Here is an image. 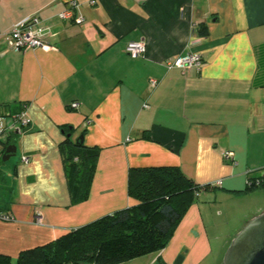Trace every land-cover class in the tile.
<instances>
[{
	"label": "crops",
	"instance_id": "1",
	"mask_svg": "<svg viewBox=\"0 0 264 264\" xmlns=\"http://www.w3.org/2000/svg\"><path fill=\"white\" fill-rule=\"evenodd\" d=\"M74 1L80 23L58 17L71 0H0V31L36 13L53 44L19 51L0 37V114L27 104L31 122L12 132L8 196L0 183L13 217L0 220V254L11 258L135 205L132 168L178 166L198 184L221 179L223 194L240 199L255 191L245 189L247 170L264 167V0ZM142 39L143 56L127 55L126 43ZM189 52L203 57L200 70L166 69V59ZM69 131L72 140L83 133L98 154L79 202L71 200L62 153ZM228 149L235 165L222 157ZM209 189L185 207L162 249L125 263L221 264L228 239L264 207L244 214L238 204L241 221L223 246Z\"/></svg>",
	"mask_w": 264,
	"mask_h": 264
},
{
	"label": "trees",
	"instance_id": "2",
	"mask_svg": "<svg viewBox=\"0 0 264 264\" xmlns=\"http://www.w3.org/2000/svg\"><path fill=\"white\" fill-rule=\"evenodd\" d=\"M199 34L206 35L204 24ZM69 134L62 142L65 174L71 200L79 202L87 196L98 154L95 147H86L78 137L72 140V131ZM13 138L14 134L9 133L2 153ZM4 175L0 171V183L8 182ZM128 176V194L137 201L135 205L70 229L46 244L25 248L13 261L9 255L0 254V264H117L150 254L166 245L198 191L211 187L209 183L194 182L173 165L136 167L129 170ZM245 189L253 190L247 186ZM6 192L8 196V186ZM0 209H7L1 188Z\"/></svg>",
	"mask_w": 264,
	"mask_h": 264
},
{
	"label": "built area",
	"instance_id": "3",
	"mask_svg": "<svg viewBox=\"0 0 264 264\" xmlns=\"http://www.w3.org/2000/svg\"><path fill=\"white\" fill-rule=\"evenodd\" d=\"M89 4H95V0H90ZM69 7L63 9L58 13L60 19L73 20L80 23L83 20V17L77 14L79 4L71 0L68 4ZM43 19L36 13L28 14L21 20L16 21L8 29L0 31V37L5 39L7 45L14 50H27L28 48H44L45 50H50L53 48V44L44 39V27L42 26ZM125 51L130 57H139L143 56L146 51L145 41L142 40H131L126 43ZM203 57L198 53H185L180 54L177 57L166 59L165 67L166 69H181L190 71L191 69L200 70ZM148 83L151 88H155L158 84L157 79H149ZM79 102H72L69 107L70 109L76 110L78 108ZM144 107H148L145 103ZM28 105L24 104L19 114H0V145H3L8 138V134L12 133L14 130H19L23 126L29 125L30 119L27 115ZM90 121H85L84 126H88ZM2 155V154H1ZM21 160L24 163L29 161V157L26 155H21ZM224 160H230L233 165L236 164V161L233 159L234 152L230 149L222 153ZM246 186L249 189L259 188L264 191V167L256 171L247 170L246 172ZM213 187H218L222 185V180L218 179L216 182L210 184ZM12 215H9L6 211L0 209V220L11 221ZM87 264V263H85ZM95 264V263H94Z\"/></svg>",
	"mask_w": 264,
	"mask_h": 264
},
{
	"label": "water",
	"instance_id": "4",
	"mask_svg": "<svg viewBox=\"0 0 264 264\" xmlns=\"http://www.w3.org/2000/svg\"><path fill=\"white\" fill-rule=\"evenodd\" d=\"M78 138L82 142L84 135L80 134ZM16 152L15 144L9 143L0 158L7 161ZM231 240L221 264H264V212L246 221Z\"/></svg>",
	"mask_w": 264,
	"mask_h": 264
},
{
	"label": "rangeland",
	"instance_id": "5",
	"mask_svg": "<svg viewBox=\"0 0 264 264\" xmlns=\"http://www.w3.org/2000/svg\"><path fill=\"white\" fill-rule=\"evenodd\" d=\"M80 134H81V132L78 133V135H80ZM15 158H17V155L11 156L9 158V160H7V161L1 160L0 161V171H4L5 166H7L9 164V162H13V160ZM206 183L211 184V183H213V181L206 182ZM9 184H10V182L6 183V186H9ZM244 185L246 187V182L244 183ZM218 187H221V186H218ZM218 187L211 186V187H209L210 189L207 190V192L204 194L208 193L210 195H213L214 196L213 209L216 213L221 211V214L217 215V217H216L217 221H218L216 230H218V232L220 231L222 233L221 234V235H223L222 239H223V241H226V243H224V245H223V246H225V244H227V242H228L227 241V239H228L227 234L233 233V230H234L233 228L235 227V225H237V222L241 221L240 216H238L239 214H237V211H235L236 210L235 207L238 204L243 206L242 209L244 208V210H243L244 214L246 213V211H249V210L251 211V210L255 209L257 207V205L261 204L264 207V191L262 189L255 188V191L253 192V194L243 196L240 199H231V197L229 198V196L224 195L223 192L221 191V188H218ZM203 192L204 191H198L197 195L199 196V193H203ZM231 204L234 205V207L230 206ZM248 220L249 219H247L246 221H248ZM219 224H220V226H219ZM228 240H231V239H228ZM16 256L17 255L12 257V261H13V258H16ZM71 264H73V263H71ZM117 264H127V263L121 262V263H117Z\"/></svg>",
	"mask_w": 264,
	"mask_h": 264
}]
</instances>
